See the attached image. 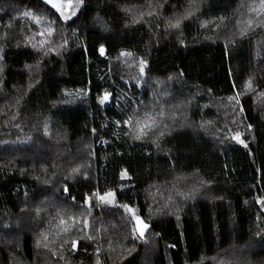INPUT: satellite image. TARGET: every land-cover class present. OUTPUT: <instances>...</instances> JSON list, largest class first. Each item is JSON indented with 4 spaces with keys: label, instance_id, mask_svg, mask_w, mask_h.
<instances>
[{
    "label": "trees",
    "instance_id": "trees-1",
    "mask_svg": "<svg viewBox=\"0 0 264 264\" xmlns=\"http://www.w3.org/2000/svg\"><path fill=\"white\" fill-rule=\"evenodd\" d=\"M253 2L83 0L65 21L0 0V264H264V29L240 34ZM29 9L67 45L34 50L46 25ZM135 102L159 125L141 140L124 134Z\"/></svg>",
    "mask_w": 264,
    "mask_h": 264
},
{
    "label": "snow or ice",
    "instance_id": "snow-or-ice-1",
    "mask_svg": "<svg viewBox=\"0 0 264 264\" xmlns=\"http://www.w3.org/2000/svg\"><path fill=\"white\" fill-rule=\"evenodd\" d=\"M83 0H77V3H82ZM194 2V0H193ZM44 3L46 5L51 4V7L56 10L57 13L60 14L59 18H62L63 20L67 21L71 18L70 15H65V12L63 8L54 2V0H44ZM71 3V0H69V4ZM2 11V9H0ZM249 16L248 18L243 22L245 25V28L241 30V36L247 35L249 31L254 32L256 29H264V0H254V2L251 4V6L248 9ZM71 15H75V12H72ZM154 13L152 11L148 12V16H153ZM193 15V12L189 10L185 15L178 17L175 19V22L169 21L168 27L172 29H178L181 26L182 20L189 19ZM28 18L29 20L33 21L35 24L38 25H46L43 27V30L36 33V36L40 37V39L31 45V47L38 51L43 52L44 55H48L49 53L55 52L57 47H65L67 45V40H64L63 44H59L54 46V35L56 32V29L54 27L55 21L47 22L43 19V17L36 15L32 10H25L20 14V18ZM16 19V18H14ZM221 21H223V17L220 18ZM138 22V21H136ZM12 24L9 23L5 25L6 28H12ZM202 27H206V25L202 24ZM7 33H4V38H7ZM35 39V37H33ZM101 55L104 54V49L101 47L100 49ZM121 56H130L131 53L122 52L120 54ZM2 59V57H0ZM146 61L141 59L139 61V71L140 75H144L145 67H146ZM246 87L248 90H251L252 88V80L251 78L246 82ZM111 94L108 92H105L103 98L100 100L101 104H104L110 100ZM229 100H235L236 104H239V93L234 97H229ZM137 103V107H132V105H129V108L131 110V114L127 115V118L123 120V125L128 129L124 134L130 136L131 138L135 140H141L145 137L149 136V133L154 132V129L158 127V121L157 117L148 109H143L142 114L141 110L139 109V102ZM241 111L243 109L241 108ZM160 117H163L164 113L163 111H160L158 114ZM12 120H16V116L13 115L11 117ZM117 125L121 123L120 121L116 122ZM16 127H19V125H15ZM250 127V126H249ZM95 131V130H93ZM47 135V131L45 132ZM160 135H163L161 132ZM234 140H236L238 143L243 144L244 147H247V144L244 143V141L241 139V134L237 132L233 137ZM73 171H78V169H74ZM65 192H67V188H65ZM96 198L103 204H109L112 206H117L115 204V194L111 191L105 192L103 195L96 193ZM75 199V198H73ZM88 201H86L87 203ZM259 204L264 205V199H258L256 201ZM120 207L125 208L128 212L132 213V219L135 220L136 225L133 231V238H139L141 240L144 239L145 231L148 228V225L140 218V216L135 214V211L130 208L128 205H120ZM264 211V208L261 209ZM60 223L63 225L65 221L63 219L60 220ZM88 226L87 220L84 221V227ZM64 231L67 232L68 229L65 227ZM138 233V236L136 235ZM44 241L48 240V236L45 234H41ZM91 239V237H89ZM37 246H40V241H37ZM45 248L48 247L47 243H44L43 245ZM76 242H72V248H76ZM55 254V253H53ZM63 258V257H61ZM97 264H99V261H97Z\"/></svg>",
    "mask_w": 264,
    "mask_h": 264
},
{
    "label": "rangeland",
    "instance_id": "rangeland-1",
    "mask_svg": "<svg viewBox=\"0 0 264 264\" xmlns=\"http://www.w3.org/2000/svg\"><path fill=\"white\" fill-rule=\"evenodd\" d=\"M58 5H60L64 12L65 15H70L73 17L74 15H71L72 12H75V15L79 12L80 8L82 7V3H77V0H71V3L69 4V0H58L57 2Z\"/></svg>",
    "mask_w": 264,
    "mask_h": 264
}]
</instances>
